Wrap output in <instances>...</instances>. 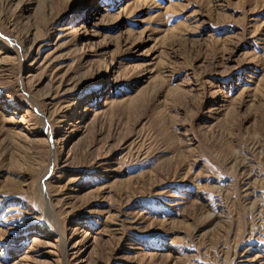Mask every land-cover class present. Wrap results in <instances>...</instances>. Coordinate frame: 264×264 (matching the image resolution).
<instances>
[{"label":"rangeland","instance_id":"obj_1","mask_svg":"<svg viewBox=\"0 0 264 264\" xmlns=\"http://www.w3.org/2000/svg\"><path fill=\"white\" fill-rule=\"evenodd\" d=\"M0 264H264V0H0Z\"/></svg>","mask_w":264,"mask_h":264}]
</instances>
